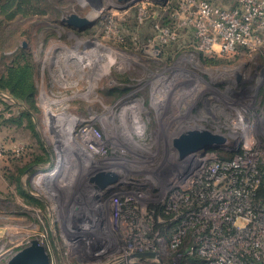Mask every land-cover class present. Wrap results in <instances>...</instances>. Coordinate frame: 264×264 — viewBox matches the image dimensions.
Returning <instances> with one entry per match:
<instances>
[{
    "label": "rangeland",
    "instance_id": "obj_1",
    "mask_svg": "<svg viewBox=\"0 0 264 264\" xmlns=\"http://www.w3.org/2000/svg\"><path fill=\"white\" fill-rule=\"evenodd\" d=\"M49 2L55 3L56 15L34 13L1 25V31L16 33L7 54L20 57L26 49L34 64L36 132L53 156L50 163L20 176L22 186L44 203L43 208L30 205L14 178L44 153L26 127L27 106L0 94V264H7L33 239L47 245L52 264L113 261L130 224L122 219L125 229L111 227V195L123 197L136 186L146 193L148 206L161 201L160 183L180 162L175 139L190 131L225 138L192 154L195 161L232 157L251 140L260 146L258 165H264V43L258 51L240 49L219 57L201 53L196 42L184 46L179 39L153 53L149 45L158 35L155 25L163 24L177 0H143L129 9L120 0ZM212 2L229 7L233 1ZM143 7L149 13L141 20ZM73 13L89 17L95 25L83 32L63 24ZM155 13L160 15L156 21L151 19ZM110 22L124 41L113 40ZM201 54L214 63H205ZM121 87L129 90L119 98L106 94ZM93 131L102 135L103 155L91 154L93 141L88 140ZM51 172L55 177L45 178ZM100 172H115L119 191L100 196L90 182ZM96 241L106 251L87 256V248L99 247Z\"/></svg>",
    "mask_w": 264,
    "mask_h": 264
},
{
    "label": "built area",
    "instance_id": "obj_2",
    "mask_svg": "<svg viewBox=\"0 0 264 264\" xmlns=\"http://www.w3.org/2000/svg\"><path fill=\"white\" fill-rule=\"evenodd\" d=\"M171 12L172 26L155 25L157 38L153 43L149 40L153 53L179 41L187 29L195 35L196 49L211 56H230L240 49L254 52L264 43V0H237L232 7L208 0H177ZM148 13L145 7L140 9L141 20ZM108 33L114 41H124L113 22ZM101 140L100 131H93L88 140L93 141L91 154L105 153ZM259 148L248 140L232 157L208 162L195 161L194 153L180 155L177 170L161 181V190L158 185L164 192L161 201L149 206L146 193L136 186L123 197L112 194L111 227L125 229L122 219L130 225L118 257L108 264H182L189 256L203 259L197 264H264V209L255 201L262 181ZM116 190L114 184L98 194ZM139 253L157 257L127 260Z\"/></svg>",
    "mask_w": 264,
    "mask_h": 264
},
{
    "label": "trees",
    "instance_id": "obj_3",
    "mask_svg": "<svg viewBox=\"0 0 264 264\" xmlns=\"http://www.w3.org/2000/svg\"><path fill=\"white\" fill-rule=\"evenodd\" d=\"M214 1V0H208ZM223 2H228V0H221ZM233 2L231 5H235L237 0H232ZM54 2H49V0H0V94H8L13 97L15 100L21 102L23 105L27 106V109L23 110V117L27 118V128H31L33 135L37 138L40 142V147L43 151L42 156H36L34 159L28 163L26 167L19 169V177L14 178L15 182H17V189L20 195L25 199V201L30 205H36L38 207H44V203L35 197H33L28 190H26L21 183L20 176L28 169L34 166H44L47 163H50L52 159V150L47 149L38 133L36 132V126L34 122V114H39V109L36 107V96H37V86L34 79L35 74V67L34 64L28 58V50L22 49V55L18 57L15 53H10L13 46V37H16V33L10 32L7 34L5 31H1V25L5 24V27L8 26L10 22L15 20L18 17L26 18L35 14L40 15H56L58 11L54 7ZM156 8L160 10H164L165 8L163 5H155ZM176 7V6H175ZM173 7L169 12L166 14L163 20V26H172L173 20L170 17L172 13ZM159 15V14H158ZM151 19L156 21L155 14L151 15ZM84 32V31H83ZM15 44V42H14ZM201 59L205 63H214L211 58H207L201 54ZM116 77L121 82H129L127 78L124 80L121 75H116ZM129 90L128 88L121 87L116 88L113 91H108L106 94L115 96L119 98L120 96L124 95L125 91ZM0 102L2 99L0 98ZM22 117V119H23ZM17 124H21V120L16 121ZM35 156V155H34ZM260 170L262 173V181L260 187L257 191L255 201L256 203L264 209V165H260ZM158 213L161 216L165 217L163 210L160 206H155ZM167 218V217H166ZM203 262V259L200 256H189L186 257L182 264H197Z\"/></svg>",
    "mask_w": 264,
    "mask_h": 264
},
{
    "label": "water",
    "instance_id": "obj_4",
    "mask_svg": "<svg viewBox=\"0 0 264 264\" xmlns=\"http://www.w3.org/2000/svg\"><path fill=\"white\" fill-rule=\"evenodd\" d=\"M120 1L128 3L125 9H129L131 5L143 0ZM62 23L78 31L87 30L95 25V22L89 17L80 16L75 13L63 18ZM157 48L159 47L157 46ZM224 141L225 138L223 136L214 134L210 131L193 130L175 139L174 144L179 154L181 156H186L188 154L207 149L211 146L221 144ZM117 181L118 175L115 172H100L90 179L91 186L96 192L105 190L108 186L114 185ZM96 245L99 247L87 248V255L100 256L106 251L101 242L96 241ZM97 249L99 250L97 251ZM155 257H157L156 253H139L128 257L127 260ZM7 264H52V260L47 247L43 245L38 239H33L28 241L21 250L13 255L7 261Z\"/></svg>",
    "mask_w": 264,
    "mask_h": 264
},
{
    "label": "crops",
    "instance_id": "obj_5",
    "mask_svg": "<svg viewBox=\"0 0 264 264\" xmlns=\"http://www.w3.org/2000/svg\"><path fill=\"white\" fill-rule=\"evenodd\" d=\"M232 6L233 5H230L229 7H232ZM159 18H160V15L155 13V19L158 20ZM180 42L182 44H184V46H186L187 44L189 46L190 44H194L195 42L197 43V40L195 38L193 31L187 29L186 32L181 33ZM196 43H195V45H196ZM164 261L166 262V259H164Z\"/></svg>",
    "mask_w": 264,
    "mask_h": 264
},
{
    "label": "bare ground",
    "instance_id": "obj_6",
    "mask_svg": "<svg viewBox=\"0 0 264 264\" xmlns=\"http://www.w3.org/2000/svg\"><path fill=\"white\" fill-rule=\"evenodd\" d=\"M90 144H92V143H90ZM56 174H57V172H55ZM55 177V174L53 173V172H51V173H48L46 176H45V178H47V179H53Z\"/></svg>",
    "mask_w": 264,
    "mask_h": 264
}]
</instances>
